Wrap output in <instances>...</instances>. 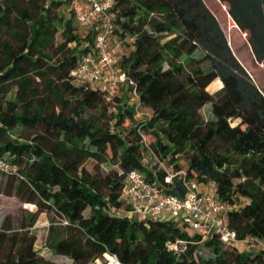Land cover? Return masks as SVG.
<instances>
[{
    "label": "trees",
    "instance_id": "trees-1",
    "mask_svg": "<svg viewBox=\"0 0 264 264\" xmlns=\"http://www.w3.org/2000/svg\"><path fill=\"white\" fill-rule=\"evenodd\" d=\"M71 1L0 0V193L37 208L17 229L3 223L0 264H56L35 249L31 229L42 213L65 220L51 224L47 246L72 264H90L106 252L124 264H264L262 251L227 250L215 238L205 243L213 253L207 259L195 244L170 249L199 238L173 221L120 214L128 209L122 189L132 171L169 195L183 194L184 179L211 181L232 207L238 241L264 239V88L253 75L261 65L264 78V0H214L215 8L205 0H113L112 39L131 46L117 66L135 81L124 86L136 90L146 110L141 119L137 102L130 108L119 94L108 102L101 89L75 83L72 71L93 51L98 28H82ZM199 49L201 58L194 56ZM214 80L222 88L213 93ZM207 104L211 121L200 113ZM144 152L174 169H150ZM106 163L118 170L104 175Z\"/></svg>",
    "mask_w": 264,
    "mask_h": 264
},
{
    "label": "built area",
    "instance_id": "built-area-1",
    "mask_svg": "<svg viewBox=\"0 0 264 264\" xmlns=\"http://www.w3.org/2000/svg\"><path fill=\"white\" fill-rule=\"evenodd\" d=\"M113 4V0L71 1V9L78 24L82 28L93 25L98 28L93 51L82 57L78 66L72 71V75L81 83L88 82L94 88L101 89L108 102L114 99L126 83L131 86L135 85V81L117 66L122 51V42L112 39ZM133 93L137 99V116L141 114L140 118H144L145 113L140 111L141 105L136 90ZM0 166H3L1 162ZM179 175L183 176L185 172H179ZM172 180L173 175L167 170L165 182L171 184ZM206 184L184 179L183 194L169 195L156 183L149 182L141 171H132L127 175L122 189V200L125 201L128 209L120 210V214L128 218L141 216L154 220L167 216L190 237L199 238L197 241L194 239L178 240L169 245L170 249L177 251L179 246L199 245L215 238L224 247L236 248L240 243L249 249L262 251L264 262V239L247 237L238 241L237 232L230 225L229 212L232 207L218 199V188L215 183L213 191L205 189ZM90 264L124 263L117 255L106 252Z\"/></svg>",
    "mask_w": 264,
    "mask_h": 264
},
{
    "label": "rangeland",
    "instance_id": "rangeland-1",
    "mask_svg": "<svg viewBox=\"0 0 264 264\" xmlns=\"http://www.w3.org/2000/svg\"><path fill=\"white\" fill-rule=\"evenodd\" d=\"M205 2L207 3V5L212 8H215V1L214 0H205ZM219 4V2H218ZM221 5V3L219 4ZM219 7V6H218ZM220 9V8H218ZM225 11V7L223 8ZM215 11L218 12V10L215 9ZM218 14V13H217ZM219 17L221 19V21L224 23V21L227 19L225 18V14L223 13V11L220 9V14ZM227 25L229 24V20L227 19L226 21ZM86 30H82V32L84 33ZM231 33V31H229V34ZM235 35H237L235 33ZM239 36H237V46H239V50L242 56L246 57V55L248 56V49L245 47L244 45V35H240V33L238 34ZM58 40L60 41L61 37L60 34L57 35ZM233 38V35H232ZM243 38V40H242ZM114 41V39H113ZM122 49L124 50V52L129 51V49H131L130 47V41H124V43H122ZM203 51L202 49H199L195 52L194 56L196 57H203ZM204 65H207V62L204 63ZM262 66L258 65L257 67L253 68V75L255 77V80L257 82V84L264 88V78H263V73H262ZM217 81L214 80L210 85H209V91L210 92H216L219 89H221L222 87H219V85H214L213 83ZM76 84L80 85L81 82L79 81H75ZM14 93V91H10L8 92V94L12 95ZM7 94V95H8ZM119 97L123 98L124 100H127L128 103V107H132L135 103H136V96L134 94H132V92L129 90V88L127 86H122L120 92L118 93ZM116 105H118V102L116 100L115 104H111L108 108V111L106 112L107 116L109 117L111 112H116ZM57 111H58V107H57ZM140 111H142V113H146V110L141 109ZM203 119L205 121H211L214 119L213 114H212V109H211V104H207L206 106H204V108H202V110L200 111ZM87 116L90 117H97V114L95 111H89L87 113ZM140 117L141 114L139 116H137L138 119H141ZM99 120L103 123L104 120L103 118H99ZM237 120H232L231 121V125L232 126H236L237 125ZM130 123L127 121L126 122V126H128ZM33 134L32 132H24L23 135H31ZM143 157L145 158V164L148 165V167L150 169H154L155 167L157 169L161 168H167L170 170V168H173V165H169L167 164L166 161L160 160V162L149 152H144L143 153ZM95 162L94 161H89L86 162V166L90 171H93V168L95 166ZM180 165H182L183 167H185L187 165V159L185 156H183L181 158L180 161ZM174 169V168H173ZM112 170H118V166L117 165H111L110 163H106L100 166V171L106 175L109 174ZM3 183L0 182V187ZM205 189H209L210 191H213L214 189V182H208L205 186ZM244 203H246V200H241V205H244ZM37 211V208L34 205L31 204H25L23 202H21L17 197H7L4 194L0 193V229L2 228V225L5 221H7V223L10 224V226L14 229H17L20 227V225L24 222V223H29L32 219V214H34ZM133 219H136L138 221L140 220H147L148 218L146 217H141V216H136L133 217ZM159 220L161 221H170L169 217L167 216H161L159 218ZM172 221V220H171ZM56 224V226L58 225H66V222L64 219H62L60 216L58 215H53L50 214L48 215L47 213H42L39 215L38 220L36 222V224L34 225V227L31 229V233L34 234L36 236V243H35V249L37 250V252L39 253V255L41 257H43L46 260H49L51 262H54L56 264H72V261L69 260L67 257L64 256H55L52 254L50 248L47 246V240H48V233H49V228L51 226V224ZM227 250H232V248L229 247H224ZM237 251L238 252H256V249L254 248H247L246 246L238 243L237 244ZM182 250H185L184 246H179L178 250L179 252H181ZM198 254L199 256H202L204 258H210L211 256H213V253L211 252V250L205 245V243L199 244L198 245Z\"/></svg>",
    "mask_w": 264,
    "mask_h": 264
}]
</instances>
